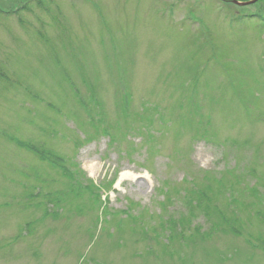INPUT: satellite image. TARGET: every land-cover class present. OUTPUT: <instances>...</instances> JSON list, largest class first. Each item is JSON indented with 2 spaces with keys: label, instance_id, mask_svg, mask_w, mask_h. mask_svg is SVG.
<instances>
[{
  "label": "rangeland",
  "instance_id": "1",
  "mask_svg": "<svg viewBox=\"0 0 264 264\" xmlns=\"http://www.w3.org/2000/svg\"><path fill=\"white\" fill-rule=\"evenodd\" d=\"M250 1L0 0V264H264Z\"/></svg>",
  "mask_w": 264,
  "mask_h": 264
},
{
  "label": "water",
  "instance_id": "2",
  "mask_svg": "<svg viewBox=\"0 0 264 264\" xmlns=\"http://www.w3.org/2000/svg\"><path fill=\"white\" fill-rule=\"evenodd\" d=\"M256 0H252V1H250V2H248L246 5H249V4H251V3H253V2H255ZM233 4H237V5H245L244 3H237V2H235V1H231Z\"/></svg>",
  "mask_w": 264,
  "mask_h": 264
}]
</instances>
